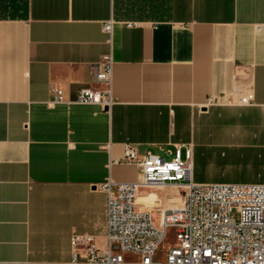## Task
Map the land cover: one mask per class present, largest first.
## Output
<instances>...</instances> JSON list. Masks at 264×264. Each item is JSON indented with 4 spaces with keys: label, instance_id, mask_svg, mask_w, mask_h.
Returning <instances> with one entry per match:
<instances>
[{
    "label": "crops",
    "instance_id": "crops-1",
    "mask_svg": "<svg viewBox=\"0 0 264 264\" xmlns=\"http://www.w3.org/2000/svg\"><path fill=\"white\" fill-rule=\"evenodd\" d=\"M106 55L112 104L74 102L102 87ZM126 143L189 149L195 183L264 184V0H27L25 17H0V264H90L102 186L137 179ZM201 144L210 158L195 167ZM150 194L136 205L163 204Z\"/></svg>",
    "mask_w": 264,
    "mask_h": 264
},
{
    "label": "built area",
    "instance_id": "built-area-1",
    "mask_svg": "<svg viewBox=\"0 0 264 264\" xmlns=\"http://www.w3.org/2000/svg\"><path fill=\"white\" fill-rule=\"evenodd\" d=\"M110 31V23L103 26ZM112 60L103 56L92 82L102 87H86L74 102L108 108ZM52 102L62 101V92L52 90ZM246 92L240 104H250ZM122 162L137 169L133 182L102 186L106 193L105 246L85 247L90 264H264V184L195 183L191 179L192 156L189 149L163 150L162 154H138L124 144ZM146 190H157L163 204L140 208L136 198ZM173 231V243L156 254ZM89 238H72L73 246ZM124 253L138 256L124 258ZM75 260V254H74Z\"/></svg>",
    "mask_w": 264,
    "mask_h": 264
},
{
    "label": "rangeland",
    "instance_id": "rangeland-1",
    "mask_svg": "<svg viewBox=\"0 0 264 264\" xmlns=\"http://www.w3.org/2000/svg\"><path fill=\"white\" fill-rule=\"evenodd\" d=\"M168 14H164L163 17H167ZM206 126L207 127H212V117H209L207 120H206ZM208 134H212V129H207L205 130L202 135H208ZM198 150V156H197V159L195 158V167H198L202 164V162H206L209 160L210 158V153H211V149L206 147V146H203L201 144V146L199 148H197ZM157 200L155 199V196L154 194H150L148 196H139V199H138V204L139 205H144V206H152L155 204ZM173 231L171 228H167L166 231H165V238H164V241L162 243V245L160 246V248L158 249L157 251V254H156V259H159L161 260L164 256V250L172 245L173 243ZM124 258L125 259H130V260H137L138 259V256L136 255H132L130 253H124Z\"/></svg>",
    "mask_w": 264,
    "mask_h": 264
},
{
    "label": "trees",
    "instance_id": "trees-1",
    "mask_svg": "<svg viewBox=\"0 0 264 264\" xmlns=\"http://www.w3.org/2000/svg\"><path fill=\"white\" fill-rule=\"evenodd\" d=\"M27 12V0H0L1 18H23Z\"/></svg>",
    "mask_w": 264,
    "mask_h": 264
},
{
    "label": "bare ground",
    "instance_id": "bare-ground-1",
    "mask_svg": "<svg viewBox=\"0 0 264 264\" xmlns=\"http://www.w3.org/2000/svg\"><path fill=\"white\" fill-rule=\"evenodd\" d=\"M138 197H139V196H138ZM138 197H137V198H138ZM137 198H136V201H137Z\"/></svg>",
    "mask_w": 264,
    "mask_h": 264
}]
</instances>
